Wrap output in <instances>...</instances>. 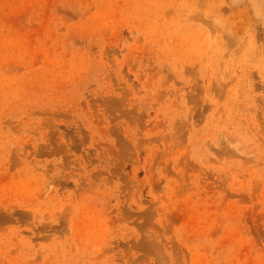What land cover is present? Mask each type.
I'll return each mask as SVG.
<instances>
[{
	"label": "rangeland",
	"instance_id": "374dc122",
	"mask_svg": "<svg viewBox=\"0 0 264 264\" xmlns=\"http://www.w3.org/2000/svg\"><path fill=\"white\" fill-rule=\"evenodd\" d=\"M0 264H264V0H0Z\"/></svg>",
	"mask_w": 264,
	"mask_h": 264
}]
</instances>
